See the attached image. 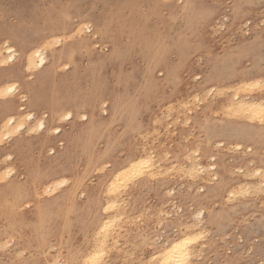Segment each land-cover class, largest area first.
<instances>
[{
	"label": "rangeland",
	"instance_id": "1",
	"mask_svg": "<svg viewBox=\"0 0 264 264\" xmlns=\"http://www.w3.org/2000/svg\"><path fill=\"white\" fill-rule=\"evenodd\" d=\"M234 13L238 18V27L236 28L232 27ZM118 17L128 20L143 34L145 40L154 41L155 37H161L159 40L164 42L168 73L176 61V40H180L183 34L189 37L190 30L195 26L202 30L205 35L204 42L202 41L205 48L198 51L199 56L195 55L192 58L195 70L193 71L194 76L189 78L190 85L197 81L201 82L204 73L210 74L209 71L213 68L207 64V61L218 55L227 56L220 60L224 64L221 65L225 72H233L226 76L228 84L235 85L236 81L238 84L243 78H264V0H254L252 3H249V0H0V47H4L8 43L16 48L15 63L19 62V57L23 54V46L26 45L28 48L43 45L42 43L46 41L44 37L49 31L59 33L56 29L63 26L69 34L73 28L85 24L79 36L75 35L72 39H66L62 44L55 43L51 49L47 50L46 63L43 68L34 73L17 72L12 78L17 81L16 94L20 99L19 105L26 107L23 112H32L34 123L42 119L45 122V128L42 130L36 127L35 132H22L14 139L4 140L0 146V169L11 166L15 170L13 176H19L25 181L26 171L20 165L21 155L38 157L42 152L43 156L39 159L37 166L43 171L39 172H54L57 174L56 179L64 178L66 180L67 178L68 186H66L70 187L72 181L83 172L84 163L90 158L92 151L89 149L83 155L81 149H76L75 154L68 160L50 164V160H53L55 154L66 147L62 138L64 133L69 137L73 146L77 143L81 145L84 137H94L96 140H92L91 144L100 151L106 145L105 141L100 140L104 134L110 141L116 134L123 133L124 129L128 131V119L119 123L110 117L111 103L108 99L115 97L114 94L123 93L127 88H140L145 83L144 71L147 68V62L140 58L135 50L131 55L128 54L130 47L133 48V43L126 34L118 33L116 29ZM108 38H110L109 41H107ZM111 39L114 42H111ZM192 39L196 42L200 41V39ZM115 45L122 53L120 56L116 55L119 57L117 60H112L110 57ZM55 57H57L56 60ZM11 64H8L10 68H12ZM235 64L236 66H234ZM62 65H65L64 68ZM168 73L161 70L152 75L155 78L158 91L163 95L170 96L173 92L174 79ZM0 74H2L1 70ZM182 75L183 79L188 78L187 74ZM211 83L213 82L211 81ZM103 90H106L104 96L103 93L95 95ZM120 101L123 100L120 99ZM206 104L205 106H207ZM205 106H200V108ZM150 108L152 111H156L158 106L154 103ZM205 110L210 113L212 109ZM174 111L173 115L165 117L168 118L165 120L167 127L164 129L168 130L161 129L156 134H159L158 139L156 135H152L154 139L149 137L151 136L149 134H152L148 133L152 129V123H149L146 136L149 135L150 139H145V142L148 140L149 145L156 141L152 146L160 153L162 152L161 155L164 158L167 151L169 152L170 155H167L166 158V160L170 159L169 164L175 163V160L171 159L172 155L173 158L176 155L187 154L189 150L192 152V148L195 149L196 145L201 142L196 151H201L199 154L206 160L208 159L206 161L208 163H213L210 156H215L216 162L214 163L218 165L216 168L219 167L217 169L218 177L222 175L223 179L226 175H230V172L234 174L237 168H241L242 171L253 168L251 160L245 155L246 153L238 158V152L236 153L234 147L230 146L231 148H229L227 145L230 150L228 151L227 147L223 148L216 143L220 139H217L211 151L207 152L203 145L202 133L193 119L188 123L189 128L187 123L184 125V115L179 113L177 116L178 109ZM67 112H72V117L69 119L63 117ZM121 112L122 110L117 114V118ZM215 112L222 113L221 111ZM82 114H85L83 116L86 117L83 118ZM60 115L63 119L59 118ZM216 115L221 118L220 115ZM81 116L82 118H79ZM136 118L137 124L143 120L141 115ZM172 118L175 120L171 121ZM87 124L91 127L90 134H86L84 131ZM57 127L61 129L59 134L52 130ZM193 127L194 129H192ZM97 133H103V135L99 136ZM133 133L135 139L142 143L143 140L137 133ZM55 140L57 141L55 142ZM126 140L129 142L130 137L128 136ZM163 141L167 144H163ZM196 142L198 143L195 144ZM254 142L251 145L259 146L264 153V133L254 136ZM147 143H144V146L147 147ZM161 143L162 145H160ZM215 145L216 147H214ZM243 148L248 153L247 146L245 145ZM224 149L228 153L224 152ZM125 152L124 146L117 147L111 153L112 159L121 161ZM256 163L258 164V162ZM240 164L241 167H239ZM113 165L108 163L105 166L107 170H112ZM97 176L98 173L84 176L85 186H87L85 197L69 201L67 199L69 191L64 190L63 193H59V203L70 216L67 218L64 216L65 214H59L56 219L54 218L51 228L56 232L49 239L47 238L48 242L45 244L47 247L38 243L35 237H29L28 234L21 232L19 228L16 231L11 230L7 218L1 217L0 264H64L65 261V264H73L82 262L83 254L85 252L88 254L91 250L89 247L97 242L95 223L98 216L95 214L94 200V196L100 190ZM221 178L218 179L222 180ZM159 180L163 181L164 179ZM159 180L156 181L159 182ZM158 182H155L153 188L151 186L150 189H143L149 203L158 200L163 187H167L173 190L171 192L176 203L182 206L179 211L183 209V212L186 213L187 203L194 206L193 200L189 201L184 198L186 196L184 194L187 193L186 186L162 185L161 182ZM190 188L193 189V186ZM202 191L201 189L200 192L204 193ZM148 193L150 194L148 195ZM4 198L5 200L0 199V202L11 203L9 197ZM165 199L167 197L163 200ZM237 200L229 201L225 195L222 200L215 198L207 201V207L210 201L217 202L212 205L214 213L212 230L204 240V247L200 251L201 256L192 259L190 264H264V205L255 203L253 197L247 198L246 200L249 201L245 204H239ZM36 201L31 203L25 201L21 207L23 209L21 222H23L24 228L36 219ZM232 202L234 203L232 204ZM79 203H83V208L77 213L75 205ZM173 217L177 216L173 215ZM64 223H67L66 227H63ZM62 227L65 228L63 231ZM170 229L171 226L167 228L168 233L171 232ZM34 243L43 247L45 253L42 249L37 252L33 250L31 246L35 245ZM119 245L121 246V240ZM54 260L55 262H53Z\"/></svg>",
	"mask_w": 264,
	"mask_h": 264
},
{
	"label": "bare ground",
	"instance_id": "2",
	"mask_svg": "<svg viewBox=\"0 0 264 264\" xmlns=\"http://www.w3.org/2000/svg\"><path fill=\"white\" fill-rule=\"evenodd\" d=\"M253 1L249 0V3ZM84 25H78L69 34L63 26L56 29L59 33L49 31L44 37L46 41L42 43L43 45L28 48L25 45L22 47L23 54L19 57L18 63H15L17 50L14 46L6 43L4 47H0V70L2 71L0 74V146L4 140L14 139L22 132L32 133L37 128L42 130L45 128V122L40 117V121L34 123L32 121L34 114L29 111L23 112L26 107L19 105L20 99L16 94L17 81L12 78L17 72L34 73L43 68L46 63L45 54L47 50L51 49L55 43L62 44L66 39H72L75 35L79 36ZM232 27H238L236 13L233 15ZM116 29L120 35L126 34L130 37L133 43V48L130 47L128 54L131 55L132 51L135 50L140 58L147 62L143 86L127 88L123 93L114 94L115 97L108 99L111 103L110 117L119 123L128 119V131L124 129L123 133L116 134L114 139L110 141L105 134L97 133L99 136L103 135L100 140L106 142L100 151L91 144L92 140H96L94 137H84L81 145L77 143L73 146L69 137L65 133L63 136L61 134L60 137L62 136L64 139L66 147L55 154L53 160H50V164L68 160L75 154L76 149H81L83 155L89 149L92 151L90 158L84 163L83 172L72 181L70 187H67V178L66 180L64 178L56 179L57 174L54 172H39L43 171L37 166L39 159L43 156L42 152L38 157L22 154L20 165L26 171L25 181L19 176H13L15 170L11 166L0 169V199L5 200L4 197L11 199V203L8 204L0 202V218H7L11 230L16 231L19 228L21 232L28 234L29 237H35L36 241L44 246L48 242L47 238L49 239L56 232L51 228L54 218L56 219L59 214H65L64 216L67 218L70 216L68 211L63 209L59 203V193H63L64 190L69 191L67 196L69 201L85 197L87 186H85L84 176L90 173H98L97 179L100 190L94 196L95 214L98 216L95 223L97 242L89 247L91 250L88 254L86 252L83 254L82 262H74L73 264H190L192 259L201 256L200 251L204 247V240L212 230L211 224L214 222L212 205L217 202L210 201L207 207V201L215 198L222 200L226 195L227 200L235 201L238 199L239 204L248 203L249 200L246 199L253 197L255 203L264 205V153L259 146L251 145L255 143L254 136L264 133V78H243L238 80V84L236 81L235 85L231 84V86L226 82V76L233 72H225L222 67L224 64L220 62L222 58L225 59L227 56L218 55L207 61V64L213 68L209 71L210 74L204 73L201 82L197 81L190 85L189 78L194 76L193 71L195 70L192 58L195 55L199 56L198 51L205 48L203 43L205 35L197 26L190 30L189 37L183 34L180 40H176V61L170 73H168L169 69L165 63L164 42L159 40L161 37H155L154 41L145 40L143 34L124 17H118ZM192 38L200 39L201 42H196ZM109 40L110 38L107 41ZM111 42L114 40L111 39ZM120 53L122 51L115 45L110 59L117 60L119 57L116 55L120 56ZM125 55L128 58L126 53ZM56 59L57 57H55ZM234 60L231 61L232 64ZM8 64H11L13 69ZM161 70L167 71L168 75L174 79L173 92L170 96L163 95L162 92L158 91L155 78L152 75ZM184 73L188 75L187 79H183L182 74ZM186 89L187 92H185ZM110 92L112 93V91ZM99 94L104 96L106 90L95 95ZM102 99L107 100L106 98ZM154 103L158 106L156 111H152L150 108L151 104ZM200 106L205 107L200 108ZM199 108L200 110H198ZM177 109L179 112L178 115H175L179 116V113L184 115V125L192 122L191 119H193L202 133L203 145L207 152H210L215 141L220 139L216 143L223 148H226L227 145L229 148L234 147L236 153L238 152V158L246 153L245 155L251 160L253 168L246 169V171L237 168V171L234 170L237 172L236 175V172L233 174L229 171L231 174L222 179V175L217 176L219 167L216 168L218 165L214 163L216 162L215 156L211 155L210 158L214 162L208 163L206 162L208 159L206 160L199 154L201 151H196L201 142L195 143L198 144L195 149L192 148V152L189 150L191 153L176 155L173 158L172 155L171 159H174L175 163L169 164L170 159L166 160L167 155H170L169 152L166 150L167 155L164 158L161 155L162 152L160 153L152 146L156 141L153 142L152 139L153 144L149 145L148 140L145 142V139L154 138L152 135H156L161 129L165 130L164 128L167 127L165 120L173 115L174 110ZM205 109L212 110L208 113ZM120 110L122 112L117 118ZM166 110L167 113L165 114ZM214 110L222 113H216ZM216 114L220 115L221 118ZM138 115H141L143 120L137 124L136 116ZM166 115H168L167 118H165ZM61 117L60 115L59 118ZM63 117L71 118L72 112L65 113ZM175 119L172 118L171 121ZM149 123H152V129L148 133L152 134L146 136ZM187 126L189 127V124ZM84 128L85 133L90 134V125L87 124ZM52 130L57 134L61 132L58 127ZM133 132H136L143 140L142 143H147V147L135 139ZM128 136L130 137L129 142L126 140ZM156 136L158 139L159 134ZM163 144L166 145L167 142L164 143L163 141ZM243 145L249 149L248 153ZM119 146H124L126 152L121 161H116L112 159L111 153ZM226 149L223 151L227 152ZM110 158L112 160H109ZM108 163L114 164L112 170L106 169L105 165ZM156 180H159L162 185L186 186L187 193L184 194L186 195L184 198L194 201V209L191 204L188 205L189 203H187V212L184 213L183 209L179 211L182 206L176 203L171 192L172 189L167 187L161 189L162 194L158 200L149 203L150 201H147L143 189L151 186L153 188L155 182H158ZM190 186H193V189ZM65 187L66 189H64ZM201 189L204 193L200 192ZM165 197L167 199L163 200ZM35 200H37L36 219L24 228L23 222H21V213L23 212L21 207L25 201L31 203ZM57 203L59 204L56 205ZM75 207H77L75 211L79 213L83 208V203H79ZM171 213L173 214L171 215ZM173 215L177 217H173ZM66 225L67 223H64L63 227ZM169 226H171L170 233L167 232ZM120 240L121 246L119 245ZM34 244L31 246L33 250L37 252L42 249L45 253L43 247Z\"/></svg>",
	"mask_w": 264,
	"mask_h": 264
}]
</instances>
